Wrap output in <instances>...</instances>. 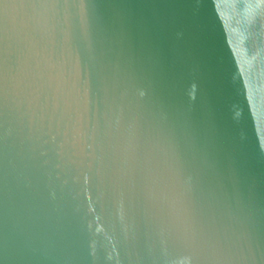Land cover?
Instances as JSON below:
<instances>
[{
    "label": "water",
    "instance_id": "obj_1",
    "mask_svg": "<svg viewBox=\"0 0 264 264\" xmlns=\"http://www.w3.org/2000/svg\"><path fill=\"white\" fill-rule=\"evenodd\" d=\"M0 264H264V0H0Z\"/></svg>",
    "mask_w": 264,
    "mask_h": 264
}]
</instances>
